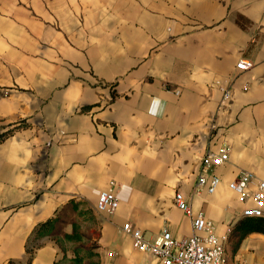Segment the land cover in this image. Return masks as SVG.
<instances>
[{"label": "crops", "instance_id": "1", "mask_svg": "<svg viewBox=\"0 0 264 264\" xmlns=\"http://www.w3.org/2000/svg\"><path fill=\"white\" fill-rule=\"evenodd\" d=\"M244 172L264 178V0H0V264H163L123 227L192 236L182 193L234 236ZM256 220L229 264H264Z\"/></svg>", "mask_w": 264, "mask_h": 264}, {"label": "built area", "instance_id": "2", "mask_svg": "<svg viewBox=\"0 0 264 264\" xmlns=\"http://www.w3.org/2000/svg\"><path fill=\"white\" fill-rule=\"evenodd\" d=\"M252 67V63L245 60L237 64L239 71H248ZM230 98V93L225 92L224 101ZM230 152L228 146H223L217 152L209 150L206 153L201 160L193 196L200 197L204 193L212 196L216 193L221 185V179L212 175V171L214 167L229 160ZM229 189L237 195L243 206L241 219L264 218V178L244 172L229 184ZM175 202L192 219L193 235L178 240L170 233H164L150 241L140 230L126 224L123 231L133 238L134 248L160 259L163 264H229L226 237L217 234L213 222L202 213H194L182 193H176ZM119 205L117 193L111 189L100 193L96 208L100 213L112 216L117 212Z\"/></svg>", "mask_w": 264, "mask_h": 264}, {"label": "rangeland", "instance_id": "3", "mask_svg": "<svg viewBox=\"0 0 264 264\" xmlns=\"http://www.w3.org/2000/svg\"><path fill=\"white\" fill-rule=\"evenodd\" d=\"M260 227V223L257 220H244V222H241V224L237 225L236 228H234V236H231L233 232L231 233V235L230 232H225L223 235L226 237V250L228 258L233 259L237 254L239 244L245 237V231H247V234L252 231L259 232Z\"/></svg>", "mask_w": 264, "mask_h": 264}, {"label": "trees", "instance_id": "4", "mask_svg": "<svg viewBox=\"0 0 264 264\" xmlns=\"http://www.w3.org/2000/svg\"><path fill=\"white\" fill-rule=\"evenodd\" d=\"M246 220H256V218L255 219H246Z\"/></svg>", "mask_w": 264, "mask_h": 264}]
</instances>
